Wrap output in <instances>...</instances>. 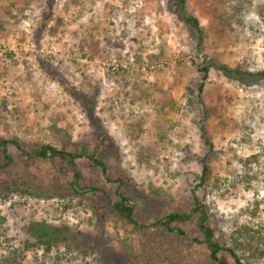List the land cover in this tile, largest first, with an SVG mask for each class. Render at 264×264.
Segmentation results:
<instances>
[{
    "label": "rangeland",
    "instance_id": "obj_1",
    "mask_svg": "<svg viewBox=\"0 0 264 264\" xmlns=\"http://www.w3.org/2000/svg\"><path fill=\"white\" fill-rule=\"evenodd\" d=\"M13 1L0 5L6 9ZM167 1L35 0L29 19L7 35L0 33V138H17L30 147L47 143L51 118H62L60 126H71L74 143L88 140L106 158L112 178L123 174L132 179L128 184L143 223L190 211L196 195L209 211L217 239L225 234L227 241L237 223L258 231L264 250V83L245 87L211 76L203 105L195 113L207 117L212 149L203 144L188 103L197 97L193 91L206 58L231 67L246 63L264 69V19L259 16L264 0H251L241 16L245 27L233 24L235 31L228 38H221L217 21L208 13L216 0H188L189 12L208 32L201 52L190 45L183 24L169 14ZM49 12V28L59 18L63 25H56L55 35L37 34L39 18ZM109 40L123 43L124 51ZM83 41L88 42L85 53L79 50ZM90 48L98 53L86 54ZM137 58L141 60L136 68ZM46 59L53 62L56 78L39 66V60ZM134 68L135 76L118 71ZM137 80L147 95L141 90L130 95V84ZM82 100L94 105V112ZM239 119L255 123L250 139L233 130V121ZM95 120L101 123L95 125ZM10 153L15 171L28 170L42 182L35 197L0 195V264H131L121 255L120 241L125 239L132 241L135 254L141 253L140 235L132 234V226L114 215L100 196L88 195L95 210H84L75 201L65 208L70 201L55 197L72 181L71 174L59 173L61 163L54 167L35 162L36 167H30L12 146ZM205 155L210 157L212 179L209 186L197 189ZM78 163L82 186L115 193L99 169L85 160ZM36 224L71 227L70 248L59 245L46 253L44 247H32L29 228ZM182 229L203 238L193 226ZM181 242L191 253L190 264H206L205 252L188 248L187 240Z\"/></svg>",
    "mask_w": 264,
    "mask_h": 264
},
{
    "label": "trees",
    "instance_id": "obj_2",
    "mask_svg": "<svg viewBox=\"0 0 264 264\" xmlns=\"http://www.w3.org/2000/svg\"><path fill=\"white\" fill-rule=\"evenodd\" d=\"M1 1L3 0H0V3ZM216 2L217 6L213 4L208 6V13L217 21L221 38H228L229 35L235 31L233 24L242 28L245 27L241 22V16L247 5L251 4V0H216ZM34 3L35 0H15L10 7L6 9L2 8L0 5V10H2L3 17L6 19V22H3L5 25L0 23V33L7 35L15 30L20 21L29 19V14L33 11L32 8ZM166 9L169 14L183 24L184 31L189 37L190 45L199 52L204 51L208 32L201 25L200 20L189 12L188 0H168ZM259 16L264 19L263 8L260 10ZM52 21L53 15L50 12L45 14L41 19L39 18L38 23H41V30L37 34L42 35L49 33L55 35L56 25L62 26L63 20L60 18L55 19V25L49 28ZM252 30L254 29L252 28ZM108 42L111 43L116 50H120L119 52L125 49L123 43H116L110 40ZM87 43L88 42L83 41V43L79 45V50L81 52L85 53L84 50L88 46ZM94 47H98V45ZM89 53L96 54L98 52L90 48V51L88 53L86 52V54ZM140 60V58H137L133 66H136V68L139 67ZM155 60H159V57H155ZM52 63L53 62L49 61V59L45 61L39 60L41 69L45 71L46 74L56 78L57 72L55 68L52 67ZM118 71H124L127 72L128 75L132 74L134 76L137 73L135 68L134 71L127 69ZM118 71L116 74L119 73ZM199 72L202 75V79L196 84L193 91V97L195 95L197 97L194 99L189 98L188 103L191 113H194L193 118L196 121V125L200 129L203 144L206 148L212 149L213 144L207 136L208 132L205 126L207 117L203 112L199 114L195 113L198 112V108L203 105L206 85L211 76L216 75L229 83L252 87L264 83V69H253L246 63L231 67L218 62L217 59L208 58L207 60L206 58L205 61L202 62V67H199ZM142 84L143 82L139 80L130 84V89L132 90L130 95L133 94L134 97V92L137 93V90H141L144 95H147L149 92L147 89L144 90L141 87ZM82 102L86 107L88 106V108H91V112H94V105L90 102H86V100H82ZM169 105L170 108L175 107L172 101ZM88 110L86 109L85 113L92 119L91 112H88ZM226 113V109L222 111V119ZM62 120V118L58 117L51 118V124L47 128L51 136V141L47 143H41L30 147L17 138H0V152L2 154V161L0 162L1 196L5 198L12 195H18L24 198L35 197L39 192L38 189L42 182L36 175L31 177L28 170L26 172L14 170L15 160L10 153V147L12 146L20 152L21 156L30 167H34L35 162H47L54 167H56V163H61L62 167L59 169L57 168L59 173L61 175H72V181L66 186L65 191L55 196L70 201L65 208L72 206V203L75 201L78 202V206L84 207V210L85 208L88 209V207L93 208V210L97 209L91 202L88 196L89 194L100 196L103 200H106L114 215L132 226V234H139L142 238L141 253L139 254L134 253L131 240L125 239L120 241L123 247L121 255L131 264H190L192 260L190 258L191 253H187V249L182 247L181 242L186 240L189 242L188 248H199L201 251L205 252L206 264H259L264 258V250L259 245L260 242H262L258 236L260 233L253 228L240 226L234 223L232 224L231 234L227 241H224L225 234H221V238L217 239L215 229L211 225L213 221L209 211L206 205H204L196 195L194 196V203L190 211L167 213L153 223H143L137 215V197L133 195L131 186L128 184L132 179L123 174L115 179L112 178L106 158L101 156L98 149L93 148L92 143L88 140H81L74 143L71 126H60ZM99 122L100 120H95L94 124L97 125ZM254 125L255 123L249 122V119H239L232 123L233 130L235 132L241 131L243 136L248 139H250L252 134L256 131ZM225 126L226 123L224 124V127ZM189 153L193 154L191 150ZM79 160H85L93 168L99 169L107 183L115 187L113 188L114 190L116 189L115 193H112V191L109 192L96 185L90 187L82 186L84 176L78 163ZM209 161L210 157L205 155V161L201 162V173L196 176L198 182L197 189L210 185L213 171ZM183 226H193L199 231L203 238L197 239L189 236V234L182 229ZM29 229L31 236L28 241H34L32 247H44L46 253H50L53 247H58L59 245L70 248L68 242L69 236L72 234V228L67 225L50 227L45 224H36L32 225ZM152 230L155 232H151ZM78 235H80L79 232ZM6 263L10 264L11 261L9 260Z\"/></svg>",
    "mask_w": 264,
    "mask_h": 264
}]
</instances>
